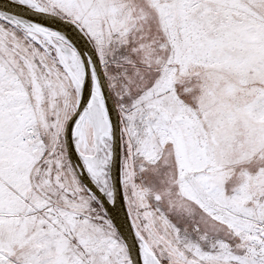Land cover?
<instances>
[{
	"label": "snow or ice",
	"instance_id": "1",
	"mask_svg": "<svg viewBox=\"0 0 264 264\" xmlns=\"http://www.w3.org/2000/svg\"><path fill=\"white\" fill-rule=\"evenodd\" d=\"M0 264H264V0H0Z\"/></svg>",
	"mask_w": 264,
	"mask_h": 264
}]
</instances>
